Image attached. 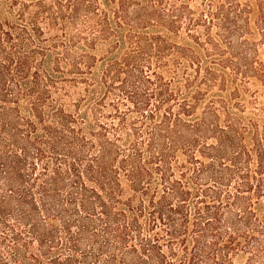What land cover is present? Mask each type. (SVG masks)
<instances>
[{"label": "trees", "instance_id": "1", "mask_svg": "<svg viewBox=\"0 0 264 264\" xmlns=\"http://www.w3.org/2000/svg\"><path fill=\"white\" fill-rule=\"evenodd\" d=\"M0 264H264V0H0Z\"/></svg>", "mask_w": 264, "mask_h": 264}]
</instances>
